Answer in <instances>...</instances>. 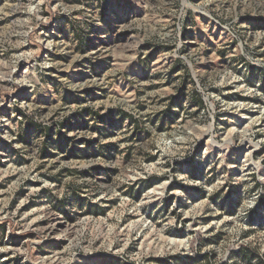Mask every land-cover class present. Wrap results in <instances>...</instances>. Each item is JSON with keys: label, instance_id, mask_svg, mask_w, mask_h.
Listing matches in <instances>:
<instances>
[{"label": "rangeland", "instance_id": "1", "mask_svg": "<svg viewBox=\"0 0 264 264\" xmlns=\"http://www.w3.org/2000/svg\"><path fill=\"white\" fill-rule=\"evenodd\" d=\"M264 0H0V264H264Z\"/></svg>", "mask_w": 264, "mask_h": 264}, {"label": "trees", "instance_id": "2", "mask_svg": "<svg viewBox=\"0 0 264 264\" xmlns=\"http://www.w3.org/2000/svg\"><path fill=\"white\" fill-rule=\"evenodd\" d=\"M258 201H259V205L264 207V195H260Z\"/></svg>", "mask_w": 264, "mask_h": 264}]
</instances>
